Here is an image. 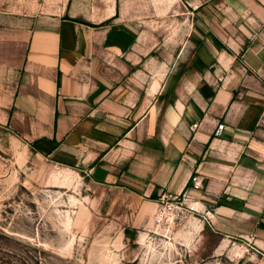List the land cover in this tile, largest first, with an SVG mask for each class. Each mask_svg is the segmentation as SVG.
Instances as JSON below:
<instances>
[{
  "label": "crops",
  "instance_id": "crops-1",
  "mask_svg": "<svg viewBox=\"0 0 264 264\" xmlns=\"http://www.w3.org/2000/svg\"><path fill=\"white\" fill-rule=\"evenodd\" d=\"M5 31L0 125L146 217L188 191L200 233L264 256V0H67Z\"/></svg>",
  "mask_w": 264,
  "mask_h": 264
},
{
  "label": "rangeland",
  "instance_id": "rangeland-1",
  "mask_svg": "<svg viewBox=\"0 0 264 264\" xmlns=\"http://www.w3.org/2000/svg\"><path fill=\"white\" fill-rule=\"evenodd\" d=\"M66 2L0 0V33L59 13ZM10 75L0 64V90ZM64 168L76 170L39 156L0 125V264H264L251 243L200 233L187 213L157 225L129 198L98 197L78 170V187L54 185L51 172Z\"/></svg>",
  "mask_w": 264,
  "mask_h": 264
},
{
  "label": "built area",
  "instance_id": "built-area-1",
  "mask_svg": "<svg viewBox=\"0 0 264 264\" xmlns=\"http://www.w3.org/2000/svg\"><path fill=\"white\" fill-rule=\"evenodd\" d=\"M200 127V123H193L190 126V131L195 133ZM225 129L224 124H218L213 132L215 137H220ZM194 176L191 179L190 189H201L202 182ZM188 200V191L181 192L179 194H163L158 199V205L154 214V222L157 225H163L165 223L172 224L175 220L181 218L185 214Z\"/></svg>",
  "mask_w": 264,
  "mask_h": 264
},
{
  "label": "bare ground",
  "instance_id": "bare-ground-1",
  "mask_svg": "<svg viewBox=\"0 0 264 264\" xmlns=\"http://www.w3.org/2000/svg\"><path fill=\"white\" fill-rule=\"evenodd\" d=\"M50 175H51L52 183L54 185H60L61 187H64V188L66 187L76 188L79 186V183H80L79 181L80 176L78 172L70 168H64V169L52 171ZM81 211L84 212L85 208L83 207ZM189 219H190V214L187 216L186 221ZM153 221H154V218H153Z\"/></svg>",
  "mask_w": 264,
  "mask_h": 264
},
{
  "label": "trees",
  "instance_id": "trees-1",
  "mask_svg": "<svg viewBox=\"0 0 264 264\" xmlns=\"http://www.w3.org/2000/svg\"><path fill=\"white\" fill-rule=\"evenodd\" d=\"M87 24V23H86ZM89 25H91V24H89ZM32 146V145H31ZM154 197V196H153Z\"/></svg>",
  "mask_w": 264,
  "mask_h": 264
}]
</instances>
